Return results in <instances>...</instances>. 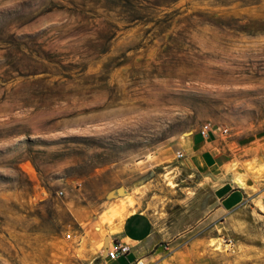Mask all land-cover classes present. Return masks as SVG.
Masks as SVG:
<instances>
[{"label":"rangeland","instance_id":"374dc122","mask_svg":"<svg viewBox=\"0 0 264 264\" xmlns=\"http://www.w3.org/2000/svg\"><path fill=\"white\" fill-rule=\"evenodd\" d=\"M263 117L264 0H0V264H62L71 226L135 210L176 234L205 185L175 152L205 122L252 195L193 264H264Z\"/></svg>","mask_w":264,"mask_h":264},{"label":"crops","instance_id":"0c3cea01","mask_svg":"<svg viewBox=\"0 0 264 264\" xmlns=\"http://www.w3.org/2000/svg\"><path fill=\"white\" fill-rule=\"evenodd\" d=\"M226 135L213 128L203 137L197 130L178 142L185 166L197 172L205 186L196 188L191 209L189 204L186 210L182 205L176 234L170 237L148 213L136 210L112 230L106 226L88 229L79 222L71 226L70 240L56 244L60 263L131 264L141 259L148 264H193L195 259L214 257L217 252L208 247L209 242L220 238L222 228L230 233L245 225L252 195L229 176L231 164L248 158L237 154L236 142ZM117 242L127 244L129 252L110 260L105 249ZM64 250L69 254H62Z\"/></svg>","mask_w":264,"mask_h":264},{"label":"built area","instance_id":"2783aa9c","mask_svg":"<svg viewBox=\"0 0 264 264\" xmlns=\"http://www.w3.org/2000/svg\"><path fill=\"white\" fill-rule=\"evenodd\" d=\"M264 121V117H263ZM213 128H218L222 134H228V128L222 127L219 125L214 126V123L211 122H205L201 124L198 128V132L200 135L203 137L207 136L208 132L212 130ZM184 153L181 150H177L175 152V157L178 159L183 158ZM72 233L69 232L67 234V237H70ZM225 243L226 245H231L233 240L231 238H225ZM130 247L127 244H123L120 242L114 243L112 246L107 247L105 249V255L108 259L110 260H115L117 259L120 255H126L129 252ZM92 264H99L98 262H93ZM131 264H147L146 262L142 261L141 259H135L134 261L131 262Z\"/></svg>","mask_w":264,"mask_h":264},{"label":"water","instance_id":"95a60500","mask_svg":"<svg viewBox=\"0 0 264 264\" xmlns=\"http://www.w3.org/2000/svg\"><path fill=\"white\" fill-rule=\"evenodd\" d=\"M124 193V187H119L116 189L115 195L116 194H123Z\"/></svg>","mask_w":264,"mask_h":264},{"label":"bare ground","instance_id":"6f19581e","mask_svg":"<svg viewBox=\"0 0 264 264\" xmlns=\"http://www.w3.org/2000/svg\"><path fill=\"white\" fill-rule=\"evenodd\" d=\"M239 183H240V182H239ZM240 184H242V183H240ZM126 212L129 213L128 210H127ZM118 219H119V217H118ZM117 227H118V226H117ZM114 228H115V227H114Z\"/></svg>","mask_w":264,"mask_h":264}]
</instances>
